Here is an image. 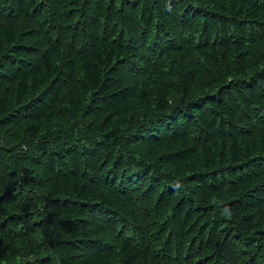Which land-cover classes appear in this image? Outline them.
<instances>
[{
	"label": "trees",
	"instance_id": "obj_1",
	"mask_svg": "<svg viewBox=\"0 0 264 264\" xmlns=\"http://www.w3.org/2000/svg\"><path fill=\"white\" fill-rule=\"evenodd\" d=\"M0 264H264V0H0Z\"/></svg>",
	"mask_w": 264,
	"mask_h": 264
}]
</instances>
